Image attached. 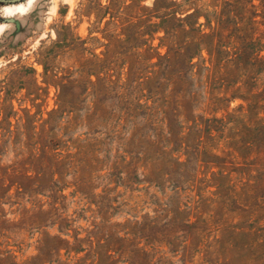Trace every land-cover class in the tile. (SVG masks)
<instances>
[{
    "label": "rangeland",
    "instance_id": "rangeland-1",
    "mask_svg": "<svg viewBox=\"0 0 264 264\" xmlns=\"http://www.w3.org/2000/svg\"><path fill=\"white\" fill-rule=\"evenodd\" d=\"M16 3L0 264H264V0Z\"/></svg>",
    "mask_w": 264,
    "mask_h": 264
},
{
    "label": "bare ground",
    "instance_id": "bare-ground-1",
    "mask_svg": "<svg viewBox=\"0 0 264 264\" xmlns=\"http://www.w3.org/2000/svg\"><path fill=\"white\" fill-rule=\"evenodd\" d=\"M36 0H27L16 4L3 6L5 15H23L29 12L30 8L35 4ZM6 28L5 23H0V32Z\"/></svg>",
    "mask_w": 264,
    "mask_h": 264
},
{
    "label": "water",
    "instance_id": "water-1",
    "mask_svg": "<svg viewBox=\"0 0 264 264\" xmlns=\"http://www.w3.org/2000/svg\"><path fill=\"white\" fill-rule=\"evenodd\" d=\"M22 0H0V3H16L20 2Z\"/></svg>",
    "mask_w": 264,
    "mask_h": 264
}]
</instances>
